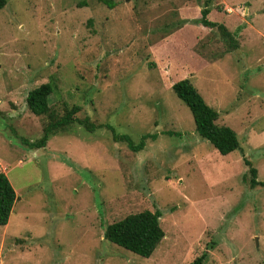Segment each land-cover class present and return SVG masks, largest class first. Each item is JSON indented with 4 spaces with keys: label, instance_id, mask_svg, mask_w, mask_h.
<instances>
[{
    "label": "rangeland",
    "instance_id": "374dc122",
    "mask_svg": "<svg viewBox=\"0 0 264 264\" xmlns=\"http://www.w3.org/2000/svg\"><path fill=\"white\" fill-rule=\"evenodd\" d=\"M7 0L0 11V173L16 200L0 226V264H264V0ZM208 20L233 34L235 48ZM189 79L232 129L222 156L195 132L173 83ZM48 104L73 124L42 148ZM129 143L114 141L111 131ZM142 150L133 147L142 136ZM164 237L144 259L104 239L143 211Z\"/></svg>",
    "mask_w": 264,
    "mask_h": 264
},
{
    "label": "trees",
    "instance_id": "16d2710c",
    "mask_svg": "<svg viewBox=\"0 0 264 264\" xmlns=\"http://www.w3.org/2000/svg\"><path fill=\"white\" fill-rule=\"evenodd\" d=\"M103 4H108L107 0H101ZM7 0H0V11L6 6ZM210 13L207 5L200 12V25L204 28L212 29L216 27L224 41L231 48L236 47L233 40V34L228 32L223 25L216 24L208 20ZM171 89L175 96L188 108L191 113L195 132L200 138L207 141L220 155L226 156L235 150L239 149V142L236 133L226 126H218L216 121L218 113L209 107L189 79H182L172 84ZM55 87L50 82L41 84L27 93L26 106L27 109L36 117H46L47 123L42 128L40 138L32 142L31 147L37 149L45 146L48 139L66 129L73 124L82 126L86 131L93 132L97 126L89 122L87 118L78 119L75 115L79 112L78 106H73L70 109H65L63 115L58 116L48 104V97L53 94ZM111 133L113 140L124 141L129 143L125 136L117 134L113 129L107 127ZM155 137L154 135L142 136L140 142L133 147L132 151L137 152L142 150L145 141ZM248 166L249 185L251 188L255 186H264V182L257 181V171L249 164ZM16 200V194L7 177L0 173V226H5L8 223L13 205ZM161 214L158 210L154 212L143 211L136 214H131L108 225L104 230V239L108 242L129 251L141 258L148 259L151 257L155 249L158 247L164 237V232L160 227ZM206 255L202 254L190 264H202Z\"/></svg>",
    "mask_w": 264,
    "mask_h": 264
}]
</instances>
